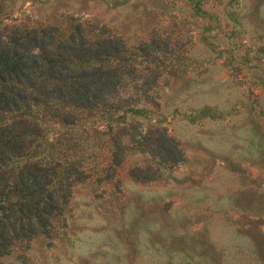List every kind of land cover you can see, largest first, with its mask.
<instances>
[{
    "label": "rangeland",
    "instance_id": "374dc122",
    "mask_svg": "<svg viewBox=\"0 0 264 264\" xmlns=\"http://www.w3.org/2000/svg\"><path fill=\"white\" fill-rule=\"evenodd\" d=\"M0 9V30L80 22L131 48L167 43L173 55L150 99L140 94L119 126L161 129L183 153L163 164L124 140L111 179L73 187L67 237L1 264L23 254L28 264H264V0H0ZM85 128L101 135L95 156L109 164L107 122L94 115Z\"/></svg>",
    "mask_w": 264,
    "mask_h": 264
},
{
    "label": "trees",
    "instance_id": "16d2710c",
    "mask_svg": "<svg viewBox=\"0 0 264 264\" xmlns=\"http://www.w3.org/2000/svg\"><path fill=\"white\" fill-rule=\"evenodd\" d=\"M169 55L167 43L127 47L97 24L0 30V261L32 243L66 238L73 187L94 174L97 183L111 179L123 162L124 140L163 164L183 161L163 130L119 126L140 94L150 99ZM94 115L107 122L113 147L107 165L95 156L101 135L92 140L85 128ZM132 175L154 178L144 170ZM19 260L28 264L29 257Z\"/></svg>",
    "mask_w": 264,
    "mask_h": 264
}]
</instances>
